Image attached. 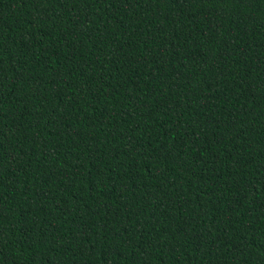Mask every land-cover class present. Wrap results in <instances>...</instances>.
I'll list each match as a JSON object with an SVG mask.
<instances>
[{
  "label": "trees",
  "instance_id": "obj_1",
  "mask_svg": "<svg viewBox=\"0 0 264 264\" xmlns=\"http://www.w3.org/2000/svg\"><path fill=\"white\" fill-rule=\"evenodd\" d=\"M0 264H264V0H0Z\"/></svg>",
  "mask_w": 264,
  "mask_h": 264
}]
</instances>
